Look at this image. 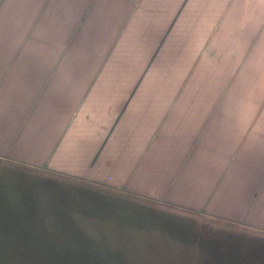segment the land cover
Wrapping results in <instances>:
<instances>
[{
    "label": "crops",
    "instance_id": "0c3cea01",
    "mask_svg": "<svg viewBox=\"0 0 264 264\" xmlns=\"http://www.w3.org/2000/svg\"><path fill=\"white\" fill-rule=\"evenodd\" d=\"M0 160L264 232V0H0Z\"/></svg>",
    "mask_w": 264,
    "mask_h": 264
},
{
    "label": "rangeland",
    "instance_id": "374dc122",
    "mask_svg": "<svg viewBox=\"0 0 264 264\" xmlns=\"http://www.w3.org/2000/svg\"><path fill=\"white\" fill-rule=\"evenodd\" d=\"M0 264H264V232L0 160Z\"/></svg>",
    "mask_w": 264,
    "mask_h": 264
}]
</instances>
